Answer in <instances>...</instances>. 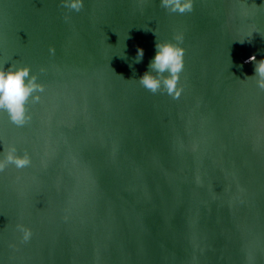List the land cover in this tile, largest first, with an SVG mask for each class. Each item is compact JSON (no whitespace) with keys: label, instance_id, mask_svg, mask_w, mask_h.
I'll return each instance as SVG.
<instances>
[{"label":"water","instance_id":"95a60500","mask_svg":"<svg viewBox=\"0 0 264 264\" xmlns=\"http://www.w3.org/2000/svg\"><path fill=\"white\" fill-rule=\"evenodd\" d=\"M177 32L174 99L137 78ZM253 53L264 56V0H194L185 13L160 0L79 11L0 0V63L26 64L44 85L23 125L0 111V153L15 145L31 159L0 171V264H264Z\"/></svg>","mask_w":264,"mask_h":264},{"label":"clouds","instance_id":"9594fccd","mask_svg":"<svg viewBox=\"0 0 264 264\" xmlns=\"http://www.w3.org/2000/svg\"><path fill=\"white\" fill-rule=\"evenodd\" d=\"M64 7L79 11L84 0H61ZM194 0H160L163 8L171 12L185 13L192 11ZM67 19V18H66ZM183 33L177 32L172 40L155 41L154 53L150 58L146 70L137 78L139 83L152 93L163 91L178 98L183 90L179 84L180 74L184 68V48L182 47ZM244 43L245 41H239ZM52 51V49H50ZM144 57L142 47H136L133 58L135 63H140ZM253 63V74L259 88L264 89V56L256 58L253 53L247 57L245 63ZM131 67V64L129 65ZM242 67V65H237ZM44 85L37 80L28 65L0 63V111L7 113L9 120L16 125H23L30 116L26 104L31 97L33 102L40 100V93ZM31 163L29 155L18 153L15 145H9L0 153V171L12 164L23 168ZM17 230L22 241L27 242L32 236V230L25 225L18 224Z\"/></svg>","mask_w":264,"mask_h":264}]
</instances>
